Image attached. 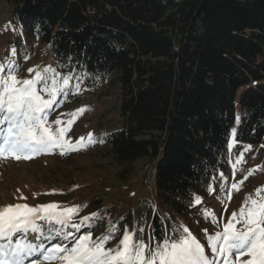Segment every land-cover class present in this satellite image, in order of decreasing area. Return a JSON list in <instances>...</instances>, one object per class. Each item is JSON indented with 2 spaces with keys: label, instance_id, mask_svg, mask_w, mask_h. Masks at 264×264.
Here are the masks:
<instances>
[{
  "label": "trees",
  "instance_id": "16d2710c",
  "mask_svg": "<svg viewBox=\"0 0 264 264\" xmlns=\"http://www.w3.org/2000/svg\"><path fill=\"white\" fill-rule=\"evenodd\" d=\"M3 5L0 63L11 61L17 70L36 42L46 43L52 68L75 77L63 93L76 94L79 83L117 98V118L91 142L69 141L74 149L91 147L118 167L122 181L139 160L159 158L156 201L146 192L127 202L88 195L72 216L79 229L63 228L72 233L66 244L111 231L105 248H116L127 231L155 247L187 227L211 255L198 216L221 197L246 143L264 155V0H0ZM38 223L45 236L60 229ZM50 242L65 243L62 236Z\"/></svg>",
  "mask_w": 264,
  "mask_h": 264
},
{
  "label": "snow or ice",
  "instance_id": "6c2138e0",
  "mask_svg": "<svg viewBox=\"0 0 264 264\" xmlns=\"http://www.w3.org/2000/svg\"><path fill=\"white\" fill-rule=\"evenodd\" d=\"M11 55H16L15 48L11 49ZM29 71L35 72L34 77L21 80L16 75L14 63H0V157L28 159L35 154L51 152L53 148H60L62 153L65 149L75 150L65 139L68 129L59 127L54 131L48 123V114L58 102L57 96L75 77L62 75L51 66ZM76 88L79 89V83ZM84 110L79 109L73 115L82 114ZM52 123L61 125L62 121L58 118ZM232 136L235 144V129ZM242 159L243 154L237 163ZM231 189L239 191L238 184L232 183ZM208 191H214V188ZM260 191L257 190V198L249 196L238 213H232L222 231L207 236L211 255L206 254L205 246L187 227L176 228L174 239H166L155 247L145 243L143 237L127 231L116 248H105L112 238L111 231L97 240L86 234L77 237L71 246L66 243L49 246L41 238L50 241L63 236L66 240L72 233L64 232V226L79 229L81 225L72 223L78 207L61 209L56 203L35 207L27 204L4 206L0 208V264H26L31 257H37L31 264H237L238 261L240 264H264V196H260ZM194 199L196 204L202 203L199 195ZM205 214L215 219L214 213L205 210ZM90 219L83 217L84 221ZM38 221L59 225L60 229L54 233L50 230L45 236ZM237 224L242 227L237 228ZM29 232L36 234L32 240L27 239ZM17 234H20L19 238ZM37 240L39 242H34ZM243 257L248 259L242 260Z\"/></svg>",
  "mask_w": 264,
  "mask_h": 264
},
{
  "label": "rangeland",
  "instance_id": "374dc122",
  "mask_svg": "<svg viewBox=\"0 0 264 264\" xmlns=\"http://www.w3.org/2000/svg\"><path fill=\"white\" fill-rule=\"evenodd\" d=\"M7 9L6 5L0 7V22L8 15ZM55 65L54 56L46 43L36 42L33 52L21 61L16 75L21 80L31 79L35 72H30V69L40 70ZM100 93L99 90L88 91L79 87L76 94L58 95V102L48 114V123L52 124L54 131L59 127L68 129L65 132V139L68 141H76L77 138L81 140L82 137L83 141L88 140L89 134L92 137L97 131L109 126L112 115L115 116L114 120L117 118L113 106L117 98L114 95L101 96ZM79 109L85 110L82 114L74 116ZM58 118L62 121L61 125L53 124L52 122ZM69 120L74 122L69 125L67 123ZM251 147L252 145L245 144L240 163H237V159L241 154L232 160L227 185L223 187L221 197L218 196L216 199L217 210L213 208L215 205L213 202L206 205L209 206L206 210L214 213L215 219L205 213L201 214L202 217L198 216L201 220L199 228L203 236L202 242L207 243L208 235L222 231L223 225L231 219L232 213H238L249 196L257 198L258 189L261 190L260 196H264V155L253 154ZM74 151L64 150L62 153L60 148H53L51 152L35 154L28 159L0 157V208L16 204L35 207L50 203L58 204L61 209L79 208L77 203L94 193L107 194L105 197L107 201L124 199L123 201L127 202L143 192L156 199L154 170L151 172L150 168L152 166L155 168V160H139L134 165L132 173L122 181L118 167L91 147L78 148ZM232 183L238 184L239 191L231 189ZM236 227L241 228L242 224H237ZM62 239L63 242L67 240L63 236ZM72 243L69 242L68 245L71 246ZM35 258L37 257L29 258L26 264H31V260ZM241 259L246 260L248 257Z\"/></svg>",
  "mask_w": 264,
  "mask_h": 264
},
{
  "label": "water",
  "instance_id": "95a60500",
  "mask_svg": "<svg viewBox=\"0 0 264 264\" xmlns=\"http://www.w3.org/2000/svg\"><path fill=\"white\" fill-rule=\"evenodd\" d=\"M158 161H159V158H157V159L155 160V168H154V169H156V165H157Z\"/></svg>",
  "mask_w": 264,
  "mask_h": 264
}]
</instances>
